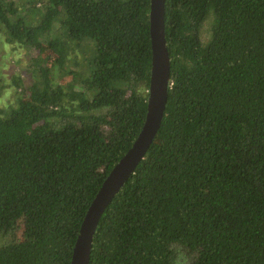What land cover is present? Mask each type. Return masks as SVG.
Listing matches in <instances>:
<instances>
[{"label": "trees", "instance_id": "trees-1", "mask_svg": "<svg viewBox=\"0 0 264 264\" xmlns=\"http://www.w3.org/2000/svg\"><path fill=\"white\" fill-rule=\"evenodd\" d=\"M149 8L0 0L4 41L29 68L0 108V264H70L145 119ZM164 36L165 113L100 217L89 264H264V0H165Z\"/></svg>", "mask_w": 264, "mask_h": 264}, {"label": "water", "instance_id": "water-1", "mask_svg": "<svg viewBox=\"0 0 264 264\" xmlns=\"http://www.w3.org/2000/svg\"><path fill=\"white\" fill-rule=\"evenodd\" d=\"M164 2L150 0L151 66L143 125L131 146L108 172L87 208L73 246L70 264H89L92 239L100 217L144 157L161 125L170 80V62L164 36Z\"/></svg>", "mask_w": 264, "mask_h": 264}, {"label": "rangeland", "instance_id": "rangeland-1", "mask_svg": "<svg viewBox=\"0 0 264 264\" xmlns=\"http://www.w3.org/2000/svg\"><path fill=\"white\" fill-rule=\"evenodd\" d=\"M211 18H206L201 25V40L205 42L208 38L209 26ZM3 32L0 30V108L4 107L8 102L14 101V85L11 83V77L13 75H19L24 80L22 85H26L28 82V61L26 54L28 51L22 47H17L4 41ZM31 53V52H30ZM79 53L76 56L79 58ZM81 60V59H80ZM29 69V68H28ZM17 91H21L20 87ZM178 255L176 257L177 264H184L188 259H184Z\"/></svg>", "mask_w": 264, "mask_h": 264}]
</instances>
